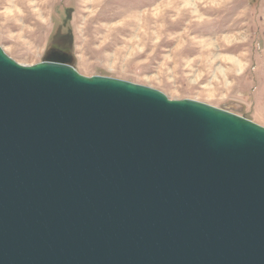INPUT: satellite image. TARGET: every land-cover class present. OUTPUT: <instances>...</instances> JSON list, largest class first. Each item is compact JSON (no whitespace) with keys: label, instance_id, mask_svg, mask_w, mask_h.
Segmentation results:
<instances>
[{"label":"water","instance_id":"1","mask_svg":"<svg viewBox=\"0 0 264 264\" xmlns=\"http://www.w3.org/2000/svg\"><path fill=\"white\" fill-rule=\"evenodd\" d=\"M0 264H264V127L0 47Z\"/></svg>","mask_w":264,"mask_h":264},{"label":"rangeland","instance_id":"2","mask_svg":"<svg viewBox=\"0 0 264 264\" xmlns=\"http://www.w3.org/2000/svg\"><path fill=\"white\" fill-rule=\"evenodd\" d=\"M0 47L22 66L66 47L84 77L127 81L264 127V0H0Z\"/></svg>","mask_w":264,"mask_h":264},{"label":"flooded vegetation","instance_id":"3","mask_svg":"<svg viewBox=\"0 0 264 264\" xmlns=\"http://www.w3.org/2000/svg\"><path fill=\"white\" fill-rule=\"evenodd\" d=\"M63 42H68L67 39L63 40ZM66 47L64 48V50H57L54 51L52 55H57L59 56L57 59L56 58H47V60L51 61V60H57V61H65L69 59V54L68 52L65 50Z\"/></svg>","mask_w":264,"mask_h":264}]
</instances>
